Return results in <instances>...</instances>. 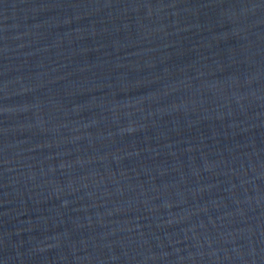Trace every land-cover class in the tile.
Returning <instances> with one entry per match:
<instances>
[{"label": "water", "instance_id": "water-1", "mask_svg": "<svg viewBox=\"0 0 264 264\" xmlns=\"http://www.w3.org/2000/svg\"><path fill=\"white\" fill-rule=\"evenodd\" d=\"M0 264H264V0H0Z\"/></svg>", "mask_w": 264, "mask_h": 264}]
</instances>
